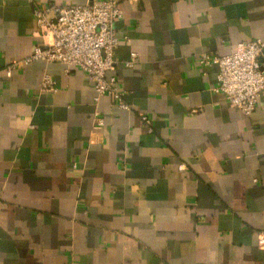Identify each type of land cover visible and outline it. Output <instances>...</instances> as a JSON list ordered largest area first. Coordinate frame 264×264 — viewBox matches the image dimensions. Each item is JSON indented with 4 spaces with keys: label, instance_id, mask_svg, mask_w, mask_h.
Returning a JSON list of instances; mask_svg holds the SVG:
<instances>
[{
    "label": "crops",
    "instance_id": "0c3cea01",
    "mask_svg": "<svg viewBox=\"0 0 264 264\" xmlns=\"http://www.w3.org/2000/svg\"><path fill=\"white\" fill-rule=\"evenodd\" d=\"M92 1L0 0V264H264V92L245 115L199 62L264 42V0H117L126 109L74 66L5 75L41 43L35 4Z\"/></svg>",
    "mask_w": 264,
    "mask_h": 264
},
{
    "label": "built area",
    "instance_id": "2783aa9c",
    "mask_svg": "<svg viewBox=\"0 0 264 264\" xmlns=\"http://www.w3.org/2000/svg\"><path fill=\"white\" fill-rule=\"evenodd\" d=\"M37 3L36 0H26ZM133 1V0H130ZM38 36L31 54L20 61H12L5 67V75L20 63L32 60L59 62L74 66L87 74L93 85V103L106 96L120 108H128L123 92L116 85L114 76H107L114 69V51L118 37L114 22L122 17L117 0H94L90 4L66 6L50 5L33 9ZM264 42L259 39L240 41L225 55L202 53L199 62L203 67L213 63L218 66L213 91L222 93L227 101L243 114L249 115L256 108L258 97L264 92V61L261 59ZM132 58L135 53L131 54ZM126 64H132V60ZM42 92H56L55 81L49 73H43L40 82ZM93 125L103 127L104 119L98 111L93 113ZM140 120L147 132H152L151 119L146 114ZM257 243L264 246V232L257 233Z\"/></svg>",
    "mask_w": 264,
    "mask_h": 264
}]
</instances>
